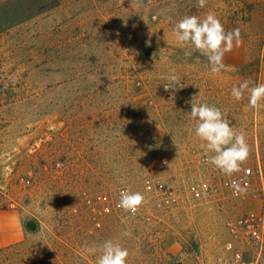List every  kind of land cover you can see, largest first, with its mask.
<instances>
[{
	"label": "rangeland",
	"instance_id": "rangeland-1",
	"mask_svg": "<svg viewBox=\"0 0 264 264\" xmlns=\"http://www.w3.org/2000/svg\"><path fill=\"white\" fill-rule=\"evenodd\" d=\"M208 12L241 30L219 74L173 32ZM171 74L184 87L165 91ZM245 80L264 84V0H0V264H96L109 239L127 264H220L264 212V108L231 96ZM191 103L244 132L240 172L206 162ZM122 190L145 196L135 215Z\"/></svg>",
	"mask_w": 264,
	"mask_h": 264
},
{
	"label": "clouds",
	"instance_id": "clouds-1",
	"mask_svg": "<svg viewBox=\"0 0 264 264\" xmlns=\"http://www.w3.org/2000/svg\"><path fill=\"white\" fill-rule=\"evenodd\" d=\"M206 4L207 0H197L199 8H204ZM173 32L177 46L184 49V55L191 57L196 52L205 57L211 74L227 70L228 66L223 62L225 54L231 52L234 45L238 47L242 42L241 30L235 28L225 31L220 19L213 12L206 13L203 18L197 15L184 16L176 22ZM181 87L184 86L176 74L169 75L167 83L164 84L165 91H175ZM245 92L248 93L250 108H264V84L249 87V82L245 80L232 87L231 96L240 101ZM189 119L195 121V136L205 142L206 162L229 177L240 172L250 156L244 132L235 130L218 107L207 103H191ZM232 186L238 189L234 195L243 194L245 191L244 188H239L236 181H232ZM144 202L145 196L141 192L122 190L117 207L135 215ZM123 235L127 237L131 233L125 230ZM96 250L100 253L96 264H127L129 252L118 242L106 240Z\"/></svg>",
	"mask_w": 264,
	"mask_h": 264
},
{
	"label": "built area",
	"instance_id": "built-area-1",
	"mask_svg": "<svg viewBox=\"0 0 264 264\" xmlns=\"http://www.w3.org/2000/svg\"><path fill=\"white\" fill-rule=\"evenodd\" d=\"M239 226L238 238L224 244L220 264H264V212L243 218Z\"/></svg>",
	"mask_w": 264,
	"mask_h": 264
},
{
	"label": "crops",
	"instance_id": "crops-1",
	"mask_svg": "<svg viewBox=\"0 0 264 264\" xmlns=\"http://www.w3.org/2000/svg\"><path fill=\"white\" fill-rule=\"evenodd\" d=\"M1 245V244H0Z\"/></svg>",
	"mask_w": 264,
	"mask_h": 264
}]
</instances>
